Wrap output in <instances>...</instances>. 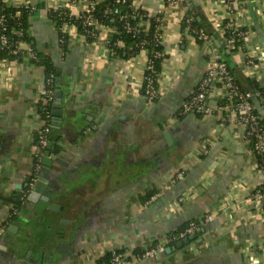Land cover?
I'll use <instances>...</instances> for the list:
<instances>
[{"label": "crops", "instance_id": "obj_1", "mask_svg": "<svg viewBox=\"0 0 264 264\" xmlns=\"http://www.w3.org/2000/svg\"><path fill=\"white\" fill-rule=\"evenodd\" d=\"M8 1L30 10V41L20 49L48 55L59 72L58 151L50 156L64 165L43 169V155L33 178L44 69L28 54L1 58L0 264H99L112 250L128 253V264H264V204L251 198L263 173L242 126L219 108L218 89L207 96L208 113L179 114L214 51L243 89L264 85V0H131L162 19L155 101L141 93L144 55L110 54L112 27H97L91 41L67 27L61 50L48 11L63 7L75 16L87 0ZM186 16L207 24L208 41L181 29ZM225 21L245 33L234 51L221 35ZM250 100L264 119V95ZM40 177L54 186L56 212L36 214L27 200L35 187L46 189ZM192 220L198 231L179 237ZM159 243L154 256L138 257Z\"/></svg>", "mask_w": 264, "mask_h": 264}, {"label": "built area", "instance_id": "obj_2", "mask_svg": "<svg viewBox=\"0 0 264 264\" xmlns=\"http://www.w3.org/2000/svg\"><path fill=\"white\" fill-rule=\"evenodd\" d=\"M168 4L172 5H182V0H165ZM95 0H87L83 4V9L85 13L84 21L87 23L92 22L90 12L94 9ZM10 7L18 8L19 6L12 5L8 0H0V53L6 50H9V53L12 55H17L23 51L20 49L19 45L22 43H27L23 40L12 41V34L21 36L23 34L21 29H10L8 26L9 16L18 17L21 12L19 9H16L12 14H6L1 10V7ZM53 9V8H50ZM139 9V8H135ZM161 23L162 19L159 18ZM191 16L185 17V22L192 21ZM97 27L102 26L96 24ZM70 28V30H76V26L71 24L69 26H64L63 29ZM124 28L127 31L132 30L129 22L125 23ZM231 32L230 36H225V32ZM244 32L236 31L232 27L230 21H225L221 26V35L225 44L231 48L234 46L236 41V36L239 40L240 37L244 36ZM199 38L206 42L209 40V35L204 30L200 29ZM160 39V34L158 36ZM12 43L14 46H12ZM143 44H146V41L143 40ZM28 51H31V48H28ZM141 54L144 55L145 60L143 64V74L141 78V88H144V95L152 101V98L156 92L154 88V64L153 59L161 56V52L158 50H151L150 52L147 49L142 48L140 50ZM1 58H7L6 55H3ZM251 65L253 61L249 60ZM218 89L221 92L220 96V107L227 108L231 111V114L235 117L237 122L243 128V137L250 144L251 150L256 158V164L258 168L263 173V179L261 184L254 190L251 195V198L256 201H261L264 204V119H262L254 110L253 104L250 100L251 95L262 96L264 95V85L260 89H254L252 92L249 90L243 89L240 84L236 81L235 76L228 70L226 61L221 57L217 51H214V56L204 69L203 74L198 80L195 88L191 91L189 96L182 102L179 107V114H194V115H203L210 111L206 104V99L208 94L212 91ZM38 101L39 107L37 109L38 117L40 119V126L37 131V146L39 148V155L35 163V172L33 178H36L37 171L41 167V158L44 155L46 146L48 145V134L52 126L50 120V109L49 106L54 102V92L52 89L51 77L45 78L43 85L38 91ZM41 112H44L46 115L41 116ZM262 120V121H261ZM210 216H205L204 220H209ZM199 224L197 221H190L188 226L179 233V237L186 236L188 234H193L198 231ZM161 244L155 246H147L142 252L138 255L140 258H148L155 255L156 251L160 249ZM129 256L128 253L119 250H112L109 253V259L101 262L100 264H128Z\"/></svg>", "mask_w": 264, "mask_h": 264}, {"label": "trees", "instance_id": "obj_3", "mask_svg": "<svg viewBox=\"0 0 264 264\" xmlns=\"http://www.w3.org/2000/svg\"><path fill=\"white\" fill-rule=\"evenodd\" d=\"M75 1V0H68ZM16 9H19L21 14L18 17L9 16L8 26L10 29H21L23 34L21 36L12 34V41L23 40L26 42L30 41V36L27 31V16L30 10L27 7L19 6L18 8L10 7H1V10L6 14H12ZM92 22L87 23L84 21L85 13L81 11L78 15H72L67 8L56 7L48 11V17L53 24L59 40V45L63 52L66 51L67 40L69 32L63 29L64 26H69L71 24L76 26L77 35H84L88 41L95 39L99 33V29L96 24L110 26L114 29L111 37L107 42L108 49L110 54L114 57H131L140 52L142 48L147 49V51L158 50L161 52V56L153 59L154 64V88L156 92L152 98V101L158 99V75L160 71L161 61L164 57L163 47L158 38L161 34L160 26L161 21L158 15H148L141 9H135L132 6L131 0H102L94 3V9L90 12ZM129 22L132 30L127 31L124 26L125 23ZM187 28V33L191 34L198 43L203 41L199 38V30L202 29L207 32V24H204L201 20L193 18L191 22L183 21L181 24V29ZM231 32H225V36H230ZM143 40L146 41V44H143ZM121 42L122 46H118V43ZM224 43V42H223ZM240 41L236 36V41L233 47L226 49L236 50L239 47ZM12 46L14 44L12 43ZM225 49V48H223ZM28 54L31 60L35 65L42 67L44 69L45 78L51 77L52 89L53 92L56 90V80L59 75V72L52 65L48 55L31 48V51L24 50L22 53L17 55H12L9 53V50L3 51L0 53V57L6 55L9 58H16L21 55ZM227 68L231 72L228 62L225 59ZM232 73V72H231ZM237 81V80H236ZM238 82V81H237ZM141 93L144 95V88H141ZM39 107V101L37 102ZM53 103L50 104V120L52 123ZM44 112H41V116H45ZM199 115V114H197ZM182 116V115H180ZM262 121V120H261ZM54 127L51 126L48 134V145L46 150H49L51 153H56L58 147L55 143ZM34 142L37 144V134L35 135ZM42 170V168H41ZM40 170V171H41ZM22 196V194L20 195ZM23 198H20L21 201ZM109 259V254L106 253L102 258L99 259V264L103 261Z\"/></svg>", "mask_w": 264, "mask_h": 264}, {"label": "water", "instance_id": "obj_4", "mask_svg": "<svg viewBox=\"0 0 264 264\" xmlns=\"http://www.w3.org/2000/svg\"><path fill=\"white\" fill-rule=\"evenodd\" d=\"M229 52V50H228ZM61 95L62 93L56 89V91L54 92V102H53V108H52V114H53V124L57 127L58 122H59V118L61 116V108H60V102H61ZM166 135V134H165ZM51 152L49 150H45L44 151V157L42 159V168L46 169V170H50L51 166L53 163H58L60 165H64V162L58 158V157H54L52 158L50 156ZM41 182L46 184V189L45 192L43 193L42 190L39 187H35L34 189L30 190V192L27 195V200L30 202H34L36 204L35 208H34V212L36 214H41L44 209H48L50 211L56 212V206H58L57 203L53 202V199L56 197V192H54V186L51 182H47L46 179L40 177ZM35 216L30 217V220H36ZM14 225V224H13ZM19 225V224H17ZM16 226V225H15ZM193 236L189 235L187 237H184L183 239H181V241L178 242V245L181 246L182 244L187 243L190 239H192ZM17 244L19 243V241L16 242ZM16 244V245H17ZM167 250L170 248H166Z\"/></svg>", "mask_w": 264, "mask_h": 264}]
</instances>
